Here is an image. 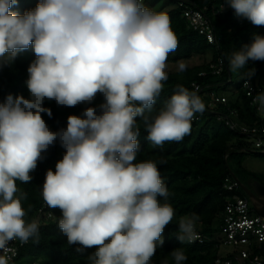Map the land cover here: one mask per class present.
Masks as SVG:
<instances>
[{"label":"clouds","instance_id":"clouds-1","mask_svg":"<svg viewBox=\"0 0 264 264\" xmlns=\"http://www.w3.org/2000/svg\"><path fill=\"white\" fill-rule=\"evenodd\" d=\"M227 2L237 17L264 26V0ZM15 3L0 0V69L29 45L36 59L25 81L30 97L9 94L0 103V264L16 255L12 242L38 241L39 223L25 219L27 194L17 181H32L56 141L65 153L55 171L47 170L41 195L49 208L61 210L58 227L68 244L94 247L88 264H150L175 213L157 164L135 163L137 118L147 140L162 146L182 141L194 114L205 110L197 91L183 86L153 109L168 80V55L178 47L169 15L143 0H40L23 14L10 11ZM249 60L264 61V35L232 54L230 70ZM186 69L178 62L179 72ZM245 75L253 76L254 69ZM98 93L104 102L69 115L66 129L51 131L43 119L42 113L52 116L46 99L75 107L91 104ZM253 103L264 113V91ZM198 219L193 214L179 220L181 243L198 239ZM171 255L175 264L187 259L182 249Z\"/></svg>","mask_w":264,"mask_h":264},{"label":"trees","instance_id":"trees-1","mask_svg":"<svg viewBox=\"0 0 264 264\" xmlns=\"http://www.w3.org/2000/svg\"><path fill=\"white\" fill-rule=\"evenodd\" d=\"M147 0H143L144 4ZM158 0H152V4ZM182 1V0H181ZM163 0L161 8L153 9L169 15L171 27L178 39L177 49L170 53L168 61L183 62L187 65L184 72L176 70L167 71L168 80L163 82L164 88L153 105L159 110L174 94L178 86L194 91L192 83H199L203 89L197 93L205 104L202 113H196L197 119L192 121L191 132L182 141L165 142L156 146L147 140V132L143 122L137 118L140 136L137 138L139 150L135 163L153 161L157 164L165 186L169 191L167 203L174 209V217L162 234L164 243L157 246L155 255L150 264H175L171 252L182 249L187 259L183 264H213L220 251L219 241L225 235L223 231V217L225 202L232 192L223 187L225 177L234 172L230 160L234 154L242 159L247 154L250 142L244 135L230 129L220 114L231 111L237 113L234 120L248 127H264V113L258 111L257 104L252 102L253 95L247 94L243 83L250 79L256 87L255 95L264 91L261 79L264 77V61H251L246 64L243 78L237 83L229 96L219 94L225 91L232 82L229 60L232 54L244 45L251 44L254 36L264 35V26L253 25L245 18L237 17L229 6L220 10V4H228L227 0ZM40 0H16L10 11L23 14L34 9ZM185 6L203 9L212 22L217 36L216 43H210L206 36L199 33L190 25V19L184 14ZM164 10V11H163ZM198 59L191 62L190 59ZM223 59L222 71L216 73L211 64L218 66V60ZM36 56L32 45L20 51L11 64L0 69V103L11 94L30 97L25 81L28 78L27 69ZM254 69L251 77L245 74ZM204 72V75L200 73ZM207 96V97H205ZM216 97H225L226 104L214 102ZM104 102L102 94L98 93L91 104L82 103L75 107L58 105L54 100H45L44 107L51 109L52 116L42 113L43 119L51 131H59L67 127L69 115H81L87 107H97ZM249 143V144H248ZM65 149L59 141L43 153L45 157L38 161L37 168L31 173L33 179L30 183L17 181L18 188L27 194L22 204L27 212L25 219L29 222L35 220L39 223L38 241L30 239L22 246L16 262L24 264H88V255L96 249L84 248L79 244L70 245L67 237L58 227V219L62 213L59 208L47 207L42 216L39 208L45 202L41 195L48 169L55 171L57 161L61 160ZM257 152L256 154H261ZM242 162V161H241ZM239 161V167L241 165ZM237 177V176H236ZM238 178V177H237ZM255 178V177H254ZM260 181V180H259ZM262 183V182H261ZM264 184V183H263ZM245 186V185H244ZM241 194L248 196L243 190ZM249 198V196H248ZM161 203H164V199ZM51 213L48 217L46 214ZM199 217L196 227L207 236L204 243H181L176 236L179 235L178 223L181 218ZM223 234V238L221 235ZM17 264V263H16Z\"/></svg>","mask_w":264,"mask_h":264},{"label":"built area","instance_id":"built-area-1","mask_svg":"<svg viewBox=\"0 0 264 264\" xmlns=\"http://www.w3.org/2000/svg\"><path fill=\"white\" fill-rule=\"evenodd\" d=\"M183 3L184 1L180 0V5L184 6ZM227 6L228 4L221 3L220 10H224ZM184 14L189 17L190 25L195 30H198L199 33L205 35L210 43L217 42L214 26L203 9L185 6ZM223 64V59L220 58L217 67L213 64H211L210 67L215 68L214 71L219 73L222 71ZM200 74L204 75L205 73L201 72ZM243 86L247 94L253 95V102L256 96V89L259 90V88L256 87L250 79H247L243 83ZM192 87L197 93L201 92L203 89V87L196 82L192 83ZM226 101L225 97H216L214 99V102L223 103L224 105ZM257 107L259 108L258 104ZM236 115L237 113L235 111L230 110L228 114H220V118L225 121L230 129L249 137V139L252 138L254 146L264 150L262 143L264 127H248L240 124L233 118L234 116L236 117ZM196 119L197 114L195 113L192 121ZM223 187L228 192H232V194L228 196L225 202L222 224L225 237L223 240L219 241L218 246L219 248L227 246L230 250L225 257H220L218 252L213 264H264V217L258 214L254 207L251 206L250 198L241 194L243 190L242 185L236 176L229 175L225 177ZM47 207V204L44 202L39 208V212H42V216ZM46 215L50 217L52 214L47 213ZM195 231L198 234V239L193 243H204L208 239L197 227H195ZM24 245L25 244L21 245L19 241L12 242V246L16 249V255L13 257L10 264H16V258Z\"/></svg>","mask_w":264,"mask_h":264},{"label":"rangeland","instance_id":"rangeland-1","mask_svg":"<svg viewBox=\"0 0 264 264\" xmlns=\"http://www.w3.org/2000/svg\"><path fill=\"white\" fill-rule=\"evenodd\" d=\"M153 7V9L161 8L163 5V0H158L155 2V4H152V0H147L145 2V5ZM164 11V10H163ZM191 62H198V59L195 57L194 59H190ZM178 62L168 61L167 62V69L166 71L176 70L177 69ZM231 71V70H230ZM246 71V67L243 69L237 70L235 72L231 71L232 74V82L228 84V88L224 89L225 91H219V94H231L232 90L235 89L237 83L243 78L244 73ZM261 85L264 86V77L261 79ZM202 97V96H201ZM207 97V96H205ZM204 99V96L202 97ZM245 136V135H244ZM245 138L249 141V148L248 151H246V155L242 159L237 154H234V157L232 160H230V164L236 172V176L241 181L243 185H245L248 189L253 191V180H257L259 182L264 183V150L262 148H257L254 146L253 139H249V137L245 136ZM263 147H264V137L262 139ZM257 152H262L261 154H256ZM239 161L241 162V165L239 167ZM255 177V178H254ZM251 206H253L252 201L250 200ZM221 238H223V234L221 235ZM230 248L227 246H222L219 251L220 257L227 256ZM17 264H24L21 261L16 262Z\"/></svg>","mask_w":264,"mask_h":264},{"label":"water","instance_id":"water-1","mask_svg":"<svg viewBox=\"0 0 264 264\" xmlns=\"http://www.w3.org/2000/svg\"><path fill=\"white\" fill-rule=\"evenodd\" d=\"M232 176H236L233 171L230 170ZM244 192L250 197L253 207L258 214L264 217V184L253 180V191L242 185Z\"/></svg>","mask_w":264,"mask_h":264}]
</instances>
